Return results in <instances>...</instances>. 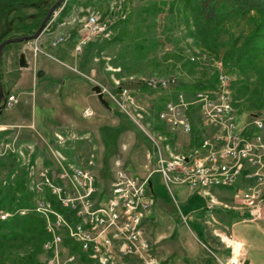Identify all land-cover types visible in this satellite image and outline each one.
Wrapping results in <instances>:
<instances>
[{
  "label": "rangeland",
  "instance_id": "obj_1",
  "mask_svg": "<svg viewBox=\"0 0 264 264\" xmlns=\"http://www.w3.org/2000/svg\"><path fill=\"white\" fill-rule=\"evenodd\" d=\"M55 1L59 0H0V45L2 40L12 34L24 37L38 31ZM66 5L71 7L70 14L63 20V24L50 28ZM92 13L101 17V21L110 27L112 36L108 40L92 39L82 52H78L77 47L84 38L82 21ZM261 20L260 15L252 13L220 24L206 23L195 15L192 5L186 0H67L52 14L39 39L41 43L52 42L57 36L64 38V42L57 48L49 50L55 58L40 54L36 65L30 64L23 68L20 66V57L24 54L22 48L25 43L12 44L2 54L1 88L4 97L0 106L5 107V92L18 93V112L15 113L13 109L8 111L5 107L3 114H6L5 119L10 118L11 121L21 118L20 123L23 125L15 128L6 122L0 123V187L5 188L2 197L5 201L0 212H6L11 203L7 188L25 179L23 166L31 164L32 161L28 163L30 158L51 168L53 175H57L59 170H68L70 166L92 169L96 175L97 195L100 198L107 197L119 171L142 181L149 179L154 190L161 189L171 197L162 177L159 174L151 175L157 164L155 149L147 133L139 128L131 116L135 108L126 105L127 113L120 107L118 102H125L120 97L119 87L130 89L138 105L147 111L143 115L145 130L153 135L158 131L166 134L167 130L162 127L157 115L164 102L174 93L153 91L143 87L142 83L151 78L169 79L175 76L178 77L176 90L184 91L191 98L200 91L199 86L213 82L222 73L229 78L235 101L240 105L237 107L238 115L247 121L250 114L264 111L254 110L248 100L249 92L254 91L260 79L264 78V54L254 69L243 73L237 61L230 60L226 53L233 46L240 48ZM34 42H30L31 49L34 55H38L33 50ZM26 62L28 64L27 58ZM37 67H45L49 72L42 69L45 76L38 78V73L32 74ZM52 75L58 78L52 80L50 85L41 86L47 78L52 79ZM21 76V87L17 89L15 86ZM68 79L70 103L64 94L54 97L48 105L41 101L45 96L43 92H57L65 87ZM95 86L103 90L110 109L98 100L92 90ZM246 86L251 91L246 92ZM27 92L36 93L37 101L27 97ZM87 109L92 110V115H84ZM193 115L197 120V114L193 112ZM67 120H70V127L57 128L56 132L60 135L55 133L53 140L47 137L49 144L45 151L39 148V144H35L43 135V131L38 128H48L53 121ZM23 131L28 139L21 140L18 137L17 134ZM192 139L183 135L178 139L172 137L175 152H188L194 144ZM34 165L38 170L39 166ZM175 186L180 185H174L172 189ZM182 187L191 197L199 194L197 190ZM173 194L172 205L175 211L172 217L181 223L184 221L182 215H186L187 211L181 209L180 201L175 197V192ZM10 205L13 208L16 206ZM229 213L222 217L226 225H220L211 217L201 220L200 214L195 219H198L201 229L207 228L210 236L220 241L224 251V256L220 255L222 263L231 254L226 250L229 243L224 241V237H227L242 246L245 264H264V220L244 223L243 217L234 212ZM156 223L158 220L152 222L150 219L144 224L152 257L156 260L160 256L156 260L159 264H184V260H179L177 255L175 263L170 260L164 263L160 259L162 253L152 243L150 233V228ZM191 223V220L187 222L189 227L184 224L188 230ZM233 224L237 225L234 229ZM199 235L203 239L202 234ZM15 242L0 244V264L24 263L28 249L22 248L21 242ZM44 260V254H39L37 261L44 264ZM76 264L84 263L78 261ZM129 264L142 263L133 260Z\"/></svg>",
  "mask_w": 264,
  "mask_h": 264
},
{
  "label": "built area",
  "instance_id": "obj_2",
  "mask_svg": "<svg viewBox=\"0 0 264 264\" xmlns=\"http://www.w3.org/2000/svg\"><path fill=\"white\" fill-rule=\"evenodd\" d=\"M82 23L84 38L78 52L92 39L108 40L112 36L110 27L97 14H90ZM39 39L32 44L35 54L43 53ZM63 42L64 38L57 36L51 45L57 48ZM142 85L153 91L174 93L157 115L167 132L153 135L143 124L147 111L138 105L130 89L119 87L125 102H118L120 107L127 113V106L135 108L131 116L147 133L155 149L157 164L151 175L159 174L170 193L174 185L201 192L210 212L220 207L243 217L244 223L264 220V111L249 115V120L244 121L238 115L229 78L222 73L215 88L202 89L191 98L176 90L178 77L175 76L151 78ZM18 102L16 95H9L5 107L13 108ZM92 113L87 109L84 115ZM182 135L193 137L198 144L186 153H176L171 140ZM58 138L64 141L61 136ZM24 166L29 173L28 188L34 194L33 206L2 211L0 218L7 221L35 213L44 220L49 235L43 245L44 264H76L82 262L81 256L87 258V264H129L133 260L157 264L144 233V221L156 204L149 179L142 181L119 171L107 197L100 198L96 175L88 167L70 166L59 173L61 183H56L47 169L37 170L32 163ZM214 189L230 190L231 201H219ZM49 196L70 212V219L54 208ZM230 242L231 254L222 264H245L242 246ZM76 247L77 252L73 251Z\"/></svg>",
  "mask_w": 264,
  "mask_h": 264
},
{
  "label": "crops",
  "instance_id": "obj_3",
  "mask_svg": "<svg viewBox=\"0 0 264 264\" xmlns=\"http://www.w3.org/2000/svg\"><path fill=\"white\" fill-rule=\"evenodd\" d=\"M47 42L48 41H45V42L41 41L40 46L43 50V53H39L38 55L33 54L30 43L24 44L22 51L26 55L28 66L30 64L36 65L37 59L40 56V54H44L48 57L55 58V55H53L49 51L50 48H53L51 45V42H48V43ZM60 63H63V61H61ZM42 69L46 70L45 67H41V68L37 67L36 72L32 71V74L38 73ZM46 71H48V69ZM65 74H62L61 76ZM21 78L22 76L20 77L19 82L15 86V88L17 89L21 87V83H22ZM57 78H58L57 75L56 76L52 75V79L47 78V81H44L41 86L50 85ZM69 81L70 80L68 79L65 82V87L58 89L57 92H54L52 94L43 92V95L45 96L41 98V101L44 102L45 105H48V102L51 101L54 97H58L64 94L65 99L67 100L68 103H70V83ZM32 84L35 85L34 83ZM12 94L18 96V93H10V95ZM26 96L29 98L31 97L32 101H34L35 99L37 101V94L34 92L32 93L27 92ZM19 103L20 102H18V104ZM16 108H17V105H15L13 108H6V110L13 109V111L17 113L18 111ZM3 115L1 116L2 118L0 117L1 118L0 123L6 122L7 124H9V126H12L15 128L22 127L23 124L20 123L21 118L17 121H11L12 119L10 118L5 119L6 114L4 116ZM69 127H70V120H67L64 122L53 121L49 124L48 128H41V129L38 128L39 130L43 131L42 132L43 135L40 136L38 141L37 140L35 141L36 142L35 144L36 145L39 144L38 145L39 148L45 151V149L47 148L49 144L47 142V137L49 138L50 136L51 140H53L55 137V133H57V135H60L58 134L59 132H56L58 129L69 128ZM17 135L19 138H21V140L28 137V135H26L24 131L21 133H18ZM197 144H198L197 141L196 143L194 142V144H192V147ZM30 160L32 161L33 164L35 163L39 166L38 170L47 169L50 173V177L55 179L56 183H61V181L58 179L59 173L61 172L60 170L57 172L58 173L57 175H53L52 173L53 171L51 168L42 166V164L38 163L39 161L37 160L34 161L33 158H30ZM150 188L156 197V204H155V207L152 209L151 213L149 214V216L145 219L144 224L146 223V221L148 222L150 219L152 222H154L155 220L156 221L158 220V223L152 225V228H150L151 229L150 233H151L152 243L156 245L158 250H160L162 253L161 254L162 256L160 259L163 260L164 263L169 260L172 262L174 261L175 263V256L177 255V258H179V260H182V261L184 260V264H221L222 261L220 260V255L224 256V253H223L224 251L222 250L220 241L217 238L210 236V232H208L207 228L201 229L199 225V221L198 219H195V217L200 214L202 216L200 218L201 220H205L211 217L214 220H216L220 225L222 224L226 225V220L222 219V217L230 213L226 212L220 207L216 208V210H214L213 212H210L206 210L205 208L206 198L203 196L201 192H199V194H197L196 196L191 197V195L189 196V193L187 192V190H185V188H183L182 186H175L173 189V193L175 192V197H177L178 200L180 201L181 209L182 210L184 209L187 211L186 215L181 214L184 221L179 223L178 222L179 219L177 220L174 217H172V213L175 211L172 205V198L174 199V194L170 193L171 197H169L166 194H164L161 191V189L154 190V186L152 183H151ZM213 194L216 196V198L219 201L230 202L232 199V192L230 190L214 189ZM190 220L192 223H191V227L189 230H191V232L193 233L192 235L190 234V231L188 230V228L185 226L187 225V222ZM192 225L195 228L192 227ZM236 226H237L236 224H233L232 229H234ZM146 232L147 230L145 231V225H144L145 236H146ZM200 233L202 234L203 239L200 238V235H199ZM224 241L231 244L230 242L231 240L227 237H224ZM226 250L228 253H231L229 251L230 249L228 248V246L226 247ZM229 256L230 255L226 256V260ZM159 257L157 259H159ZM157 262H158L157 264H159V261Z\"/></svg>",
  "mask_w": 264,
  "mask_h": 264
},
{
  "label": "trees",
  "instance_id": "obj_4",
  "mask_svg": "<svg viewBox=\"0 0 264 264\" xmlns=\"http://www.w3.org/2000/svg\"><path fill=\"white\" fill-rule=\"evenodd\" d=\"M187 3L192 5V11L201 20L206 23L220 24L227 20L238 16H248L252 13L258 14L262 17L261 22L258 24L257 29L246 38L243 45L236 49L233 46L230 52H227L228 58L231 60H236L239 64V68L243 73H247L256 67L257 61L264 54V0H186ZM57 1L52 3L50 8H52ZM49 8V9H50ZM71 7L65 6L60 13L59 18L55 21L52 27L56 28L58 25L63 24V20L70 14ZM37 31H33L25 35L24 37H30L34 35ZM20 37L19 35L12 34L2 40L1 43L6 40ZM19 44V43H17ZM23 44V43H22ZM26 44V43H25ZM12 45V44H11ZM4 48L5 52L9 46ZM227 61V59H226ZM3 67V58H1V72ZM218 82V77H216L213 82H209L202 89H213ZM235 86V83L233 84ZM242 90V89H241ZM239 90V91H241ZM246 92L251 91L249 88L244 87ZM256 90V91H255ZM254 91L249 92V102L254 110L264 109V78L260 79V84L255 88ZM255 92L257 95H255ZM6 99L10 93L5 92ZM237 96L236 98H238ZM240 106L239 103L236 105ZM5 107L0 106V117L3 115ZM255 114V113H254ZM253 115V114H250ZM159 129V128H158ZM26 173L25 179L21 182H17L14 186H9L7 188L10 195V204H15L13 208L11 205L6 208L5 211H14L15 209L21 208H31L33 206L34 194L28 188L29 173L27 168L23 166ZM151 182V180H150ZM5 188L0 187V209H2V204L5 201L3 193ZM49 199L53 202L54 208L66 215L70 219V212L67 209L61 208L54 198L49 196ZM49 240V235L45 229L44 220L36 215L35 213H29L25 217L16 216L7 221H2L0 219V244L4 242H21V247H26L28 249L26 257L23 259V264H41L37 261L39 254L43 253V245ZM16 243V242H15ZM67 245L70 246V242L67 241ZM73 251H78V248H74ZM81 260L84 264L88 263L86 257L81 256Z\"/></svg>",
  "mask_w": 264,
  "mask_h": 264
},
{
  "label": "water",
  "instance_id": "obj_5",
  "mask_svg": "<svg viewBox=\"0 0 264 264\" xmlns=\"http://www.w3.org/2000/svg\"><path fill=\"white\" fill-rule=\"evenodd\" d=\"M67 0H59L51 9L50 11L48 12V15L47 17L45 18V20L43 21L42 25L39 27L38 31L30 36V37H17V38H13V39H9V40H6L5 42H3L1 45H0V104L3 100V91H2V88H1V58H2V54H3V51H4V48L8 45H11V44H17V43H29L31 41H34V40H37L38 38H40L47 26H48V23L51 19V16L52 14L63 4L65 3ZM20 66L21 67H28V64L26 62V57H25V54H22L21 57H20ZM45 76V73L44 71H39L38 72V78H42ZM93 92H95L97 94V97H98V100L102 103V105H104V107H106L107 109H110V105L108 104V102L105 100L104 98V93H103V90L101 89V87L99 86H95L93 87ZM5 102H6V99H5ZM151 186V185H150Z\"/></svg>",
  "mask_w": 264,
  "mask_h": 264
}]
</instances>
